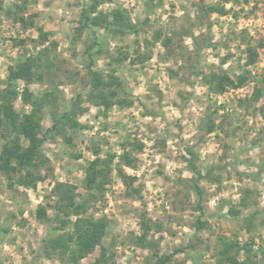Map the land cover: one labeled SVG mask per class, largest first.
I'll use <instances>...</instances> for the list:
<instances>
[{
	"label": "rangeland",
	"instance_id": "374dc122",
	"mask_svg": "<svg viewBox=\"0 0 264 264\" xmlns=\"http://www.w3.org/2000/svg\"><path fill=\"white\" fill-rule=\"evenodd\" d=\"M93 1L110 18L123 12L138 33L104 25L79 31ZM0 4V102L9 68L29 59L34 98L50 94L40 157L29 169L43 180L31 190L16 183L19 175L11 183L0 171V264H72L46 249L64 233L57 205L69 191L85 216L108 223L79 264H229L227 246L240 262L249 254L264 264V0ZM248 48L257 52L250 67ZM93 72L104 83L98 89ZM211 74L246 82L213 94ZM13 86L21 93L26 85ZM11 106L21 114L33 109L21 97ZM54 117L61 119L56 127ZM12 138L0 134V156ZM97 159L112 161L109 169L98 165L110 171L101 191L86 187ZM145 224L149 248L139 244Z\"/></svg>",
	"mask_w": 264,
	"mask_h": 264
},
{
	"label": "trees",
	"instance_id": "16d2710c",
	"mask_svg": "<svg viewBox=\"0 0 264 264\" xmlns=\"http://www.w3.org/2000/svg\"><path fill=\"white\" fill-rule=\"evenodd\" d=\"M154 1V0H153ZM159 3L163 0H156ZM98 2L93 1L89 9L84 10L81 16V26L78 29L82 31L90 27H99L105 26L107 28L114 27L118 31H130L131 33H138L139 26L133 24L128 17L121 11H114L111 14V18L105 14L98 13L97 11ZM0 4V9H1ZM213 12L220 11L217 8H209ZM225 14L223 10L221 12ZM21 21L24 22V19ZM40 38L43 42L47 40V34L43 30H39ZM193 37V36H192ZM257 62V52L251 48L247 50V67L254 65ZM34 63L29 59L16 66L9 68V74L6 81L7 89L2 92L3 103L0 102V134L4 137L13 135V138L6 142L3 145V151L0 156V171L4 172L9 181L15 182L14 177L19 175L17 184L23 186L27 189L35 190L37 188V183L42 181L41 176H37L34 173L30 172L29 169L37 167V160L40 157V149L42 146V140L39 138L41 131V113L47 97H50V94H46V98H34L29 85L34 80ZM92 78L94 81V87L98 89L104 83L97 72L92 73ZM108 87H111L117 81L116 78H112ZM25 83V88L21 93H19L14 88V83L16 82ZM246 82V77H240L237 82L232 81L225 75L211 74L207 78V83L210 91L213 94H223L226 92L228 87L239 88L244 85ZM21 97L25 105H31L33 109L29 113L21 114L16 112L12 106L11 101L16 100ZM255 99H258V94H255ZM103 105L108 109L111 104L106 99H102ZM67 123L74 124V120L70 114H64L63 117ZM61 119L53 118L54 127L56 124L60 123ZM27 142V145H24L23 141ZM70 141V140H68ZM142 149V145L139 146ZM123 159L126 161V164L129 167H132L133 163L128 155H125ZM103 163L105 168L109 169L110 162H102L101 160H95L91 163L86 187L90 190H103L105 184L108 180L110 171L106 172L103 169H98V165ZM193 173H195L199 178L201 173L194 166L191 165ZM125 177V176H124ZM103 182V183H102ZM197 192L200 196V190L197 189ZM74 196L72 192H66L62 194L59 198V203L57 205V218L62 215L64 218H61L60 223L61 229L64 231L63 234L59 235L56 238H53L49 241L46 249L51 253L59 252L61 255H67L71 258L72 264H79V262L84 259L87 255L94 252L95 248L99 246L106 235L107 231V221L105 219H94L84 215V204H74ZM69 203L65 204L66 202ZM243 205H245L243 203ZM44 212L39 211L38 216H44ZM72 216L76 217V220L71 223L70 218ZM65 217L67 220H65ZM71 226V227H70ZM70 227V230H67ZM205 227L204 223L199 224L198 229ZM67 230V232H66ZM150 228L147 224L144 225V233L139 238V244L143 247H148L151 243L147 240L148 231ZM231 247L227 246L224 250L226 259L229 264H253L250 260L249 254H247V259L245 262H240L236 256H231L230 253ZM239 251V250H238ZM169 258H163L160 264H166ZM100 264V261H98Z\"/></svg>",
	"mask_w": 264,
	"mask_h": 264
}]
</instances>
